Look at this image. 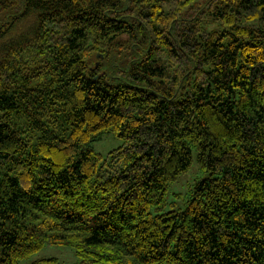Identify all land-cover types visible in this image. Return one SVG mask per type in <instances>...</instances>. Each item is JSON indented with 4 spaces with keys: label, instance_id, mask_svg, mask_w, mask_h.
<instances>
[{
    "label": "trees",
    "instance_id": "16d2710c",
    "mask_svg": "<svg viewBox=\"0 0 264 264\" xmlns=\"http://www.w3.org/2000/svg\"><path fill=\"white\" fill-rule=\"evenodd\" d=\"M48 245L264 264V0H0V264Z\"/></svg>",
    "mask_w": 264,
    "mask_h": 264
},
{
    "label": "rangeland",
    "instance_id": "374dc122",
    "mask_svg": "<svg viewBox=\"0 0 264 264\" xmlns=\"http://www.w3.org/2000/svg\"><path fill=\"white\" fill-rule=\"evenodd\" d=\"M122 139L113 132L107 131L100 138L90 143V148L95 152L106 155L110 150L120 146ZM192 163L189 169L182 173L178 179L169 183L165 193V202L160 206V212L171 209L184 208L194 182L206 176L197 162V150L192 151ZM55 258L59 264H78L74 249L67 245H48L32 254L22 264H27L38 259Z\"/></svg>",
    "mask_w": 264,
    "mask_h": 264
}]
</instances>
